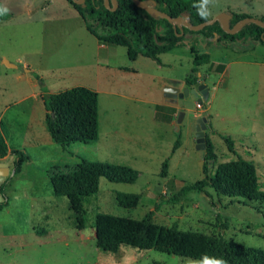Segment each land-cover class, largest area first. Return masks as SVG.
<instances>
[{
  "label": "rangeland",
  "instance_id": "374dc122",
  "mask_svg": "<svg viewBox=\"0 0 264 264\" xmlns=\"http://www.w3.org/2000/svg\"><path fill=\"white\" fill-rule=\"evenodd\" d=\"M0 5L8 16L0 19V123L15 152L0 160V167L12 173L21 154L27 157L19 174L0 180V189L8 180L9 198L0 212V264H203L128 246L117 254L103 253L96 245L97 212L134 220L153 212L159 225L264 250V206L258 202L207 187L168 203L205 178L193 130L203 118L206 142L208 137L218 158L208 163V172L245 160L254 164L264 190V46L210 50V62L197 69L188 47L160 55L162 65L142 56L131 61L126 47L101 52L66 0H0ZM229 12L259 20L264 0H215L209 19ZM6 61L20 69L7 67ZM188 78L209 88L203 105L194 101L188 107L190 97L181 103L179 94L167 93L168 88H193ZM74 87L99 94L100 137L65 152L47 131L43 97ZM182 111L185 117L178 124ZM179 133L181 146L174 149ZM226 137L233 140V151ZM82 159L128 166L139 178L134 184L102 178L99 193L83 199L78 213L71 200L54 194L51 177L75 171ZM121 193L139 194L142 200L137 208H123L117 202Z\"/></svg>",
  "mask_w": 264,
  "mask_h": 264
},
{
  "label": "trees",
  "instance_id": "16d2710c",
  "mask_svg": "<svg viewBox=\"0 0 264 264\" xmlns=\"http://www.w3.org/2000/svg\"><path fill=\"white\" fill-rule=\"evenodd\" d=\"M82 18L86 29L97 39L99 44L126 47L131 61L142 56L162 65L160 55L175 49L188 47L194 55V69L208 64L211 59L210 50L229 49L234 45L243 46L249 51L255 45L264 46V28L249 23L235 34L226 32L219 22L207 26L200 31H191L184 26L155 16L138 6L134 0H116V10L110 1L111 9H107L105 0H85L83 4H75L66 0ZM146 6L166 13L172 18H183L190 25L197 26L208 20L198 14L196 5L199 0H139ZM0 9L2 6L0 5ZM8 16L0 14V19ZM250 18L247 14L229 12L228 28L233 29L238 22ZM264 22V16L259 19ZM202 48L208 52H202ZM194 72L196 70H193ZM190 87L198 85L197 78H188ZM47 111L45 124L51 139L69 152L75 143H94L100 137L99 94L86 87H74L56 94L43 97ZM229 149L234 150V142L226 137ZM181 146V134L175 148ZM11 152L0 123V160ZM20 154V153H18ZM217 155L211 140L207 137L203 180L186 186L178 196L170 198L168 203L180 201L192 193H203L207 187L214 189L222 196L243 198L264 206V190L254 164L245 160L232 161L218 165L213 174L208 172V163H217ZM27 160L23 154L15 165V175L22 169ZM169 164H164L162 177L167 175ZM104 178L111 183L134 184L139 173L131 167L114 165L106 162H93L82 159L75 171L57 173L51 177L54 194L66 197L78 213L82 209L81 201L99 193L100 180ZM7 182L2 185L0 212L9 206L6 195ZM139 194L121 193L117 196L119 206L134 209L140 204ZM152 214L143 220L116 217L97 212L94 216L97 248L107 254H117L123 246L140 250H155L181 258L204 262L223 260L226 264H264V250L245 247L223 237L207 235L201 232L184 231L177 226L166 227L152 220ZM39 235H43L39 232Z\"/></svg>",
  "mask_w": 264,
  "mask_h": 264
},
{
  "label": "water",
  "instance_id": "95a60500",
  "mask_svg": "<svg viewBox=\"0 0 264 264\" xmlns=\"http://www.w3.org/2000/svg\"><path fill=\"white\" fill-rule=\"evenodd\" d=\"M84 1L85 0H72V2H74L75 4H79V5L83 4ZM110 1L113 3V6H114L112 9L110 6ZM134 2L138 6L144 8L147 12H149L152 15L160 16L164 19L169 20L170 22L176 23L179 26H184L185 28H188L189 30L195 31V32L200 31L207 26H211V25L215 24L216 22H219L221 27L226 32H228L230 34H235L244 25L249 24V23H253V24H256V25L264 28V22H262L261 20H258L255 18H246V19L238 22L236 24V26L230 30L227 26V17L224 15H220L217 18L212 19V20H208V21H206L200 25L192 26L183 18H172L169 15H167L166 13H163V12H161L155 8L146 6L145 4H143L139 0H134ZM105 5H106L107 9H111L113 11H115L117 8L116 0H105ZM5 64L9 68L20 69V67L18 65L10 64L7 61L5 62ZM166 91H167V93L175 94L174 95L175 97H177L179 94L181 103H183L184 98L190 97V101L185 102L186 106H188V107H193L194 101H196L200 105H203L205 103V101H207L209 99V94H210L209 88L205 84H200V85L193 87V88H185L184 90H181L180 88H168ZM184 117H185V112H183V111L180 112L179 116H178V120H177L178 124H180L182 122ZM206 121H207V119L203 118L202 120H198L197 123L193 125V130L196 132V136H197V149L200 151V154H201L202 159H203L200 163L201 167H203V164H204V160H205V156H206L205 150L207 148V142H206L205 131H204V129L206 128L204 122H206ZM14 174H15V171L11 173L10 169L8 167H0V180H1V178L6 179V177H8V176L10 177ZM1 188H2V186H1Z\"/></svg>",
  "mask_w": 264,
  "mask_h": 264
},
{
  "label": "clouds",
  "instance_id": "9594fccd",
  "mask_svg": "<svg viewBox=\"0 0 264 264\" xmlns=\"http://www.w3.org/2000/svg\"><path fill=\"white\" fill-rule=\"evenodd\" d=\"M215 0H199V3L196 5L198 9V14L202 19L207 20L211 15V6L214 5ZM6 11L5 9H0V14ZM203 264H226L223 260H209L205 258Z\"/></svg>",
  "mask_w": 264,
  "mask_h": 264
},
{
  "label": "crops",
  "instance_id": "0c3cea01",
  "mask_svg": "<svg viewBox=\"0 0 264 264\" xmlns=\"http://www.w3.org/2000/svg\"><path fill=\"white\" fill-rule=\"evenodd\" d=\"M70 4V3H69ZM71 5V4H70ZM72 6V5H71ZM73 7V6H72ZM76 11V10H75ZM86 27V26H85ZM111 46H107V45H101L99 46V49L101 50V52L105 53V54H110V49Z\"/></svg>",
  "mask_w": 264,
  "mask_h": 264
},
{
  "label": "flooded vegetation",
  "instance_id": "af4514ba",
  "mask_svg": "<svg viewBox=\"0 0 264 264\" xmlns=\"http://www.w3.org/2000/svg\"><path fill=\"white\" fill-rule=\"evenodd\" d=\"M198 85H200V84H198ZM198 85H197V86H198ZM171 100H172V101H175L176 99H171Z\"/></svg>",
  "mask_w": 264,
  "mask_h": 264
}]
</instances>
